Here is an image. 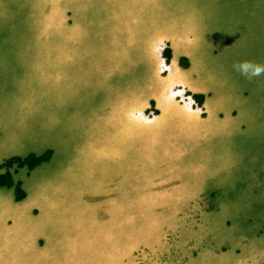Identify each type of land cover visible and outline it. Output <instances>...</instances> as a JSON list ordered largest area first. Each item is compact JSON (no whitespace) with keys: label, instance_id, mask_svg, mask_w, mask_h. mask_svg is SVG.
I'll return each instance as SVG.
<instances>
[{"label":"rangeland","instance_id":"rangeland-1","mask_svg":"<svg viewBox=\"0 0 264 264\" xmlns=\"http://www.w3.org/2000/svg\"><path fill=\"white\" fill-rule=\"evenodd\" d=\"M38 1L8 50L69 59L0 85V164L52 150L0 187V264H264V0Z\"/></svg>","mask_w":264,"mask_h":264},{"label":"crops","instance_id":"crops-1","mask_svg":"<svg viewBox=\"0 0 264 264\" xmlns=\"http://www.w3.org/2000/svg\"><path fill=\"white\" fill-rule=\"evenodd\" d=\"M49 3H52V0H44V5L47 6ZM11 5L14 6V8L16 7L15 10L13 9L7 15L9 19L7 23L3 25L0 24V85L12 87V89H16L17 86L21 85L20 88H17L19 91H22L25 88H28V90L35 89L36 86L31 84L33 81L30 79V77L34 73L39 74L35 72L37 64L36 60L40 59L39 55L41 53L38 52V49L39 47L42 48V43H44L46 47V54H44L45 58L42 60L45 61L47 70L44 74H39L41 77L39 82L45 84V91H52L53 86L57 84V80L55 79L56 75L52 73V70L50 69V71H48V66L50 67L51 62H65L69 59V56H66L65 54H55L52 52L49 39L54 35L47 32H41V34L36 36L32 43H29L30 40L27 39L26 43L29 44L23 49L22 52L9 51L8 43L16 32L14 29L16 26L27 29L40 27L43 30H47L48 27H50L48 24L52 25V22H55V18L52 17L54 8L51 10H48L47 8L44 9L41 7L43 5L38 0H11ZM22 12H27L28 14L29 22L27 24H23L18 20ZM1 14L2 13L0 12V15ZM48 30H52L54 33V26L52 25ZM61 36L63 38L62 34ZM7 66H16L17 68L13 69L10 73L7 69ZM27 77L28 79H26ZM227 162L229 165V161ZM228 168L229 167L224 170L225 173L227 172ZM176 200L178 205H184V203H181L178 198H176ZM33 212L36 211L33 210ZM35 217L36 215H32L30 212L26 216V220H29L30 218L33 219Z\"/></svg>","mask_w":264,"mask_h":264},{"label":"trees","instance_id":"trees-1","mask_svg":"<svg viewBox=\"0 0 264 264\" xmlns=\"http://www.w3.org/2000/svg\"><path fill=\"white\" fill-rule=\"evenodd\" d=\"M164 55L166 59L169 60V58L171 57V50L169 47H165L162 50V56ZM182 65L188 67V62L186 59L184 62H182ZM186 95L191 96V98L195 99L199 104L203 103L205 98L203 94H191L186 92ZM150 111L153 110L148 109L147 113H149ZM153 112L158 113V111H153ZM51 155H52V150L47 149L42 154L29 153L24 157L14 156L6 159L0 164V169L5 168L4 172H0V187L10 188L11 186H15L16 201L23 199L25 197V191L21 188V182L15 181L13 179V175L10 169L13 168L14 171H17L18 168L24 167L29 172L30 170L34 169L42 162H47L50 159Z\"/></svg>","mask_w":264,"mask_h":264},{"label":"clouds","instance_id":"clouds-1","mask_svg":"<svg viewBox=\"0 0 264 264\" xmlns=\"http://www.w3.org/2000/svg\"><path fill=\"white\" fill-rule=\"evenodd\" d=\"M169 48H170V47H169ZM163 49H164V48H162V50H163ZM162 50H161V52H162ZM170 50H171V48H170ZM260 71H261V69H259V68L256 69V72H257V73H259Z\"/></svg>","mask_w":264,"mask_h":264}]
</instances>
